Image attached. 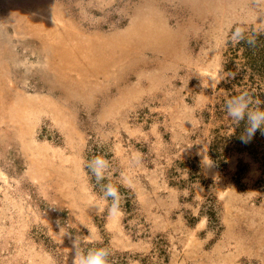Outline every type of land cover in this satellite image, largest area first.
Masks as SVG:
<instances>
[{"label": "rangeland", "instance_id": "rangeland-1", "mask_svg": "<svg viewBox=\"0 0 264 264\" xmlns=\"http://www.w3.org/2000/svg\"><path fill=\"white\" fill-rule=\"evenodd\" d=\"M249 49L264 65V0H0V264H71L74 240L109 264H264V135L232 141L225 109L264 101ZM97 155L118 226L88 203Z\"/></svg>", "mask_w": 264, "mask_h": 264}, {"label": "clouds", "instance_id": "clouds-1", "mask_svg": "<svg viewBox=\"0 0 264 264\" xmlns=\"http://www.w3.org/2000/svg\"><path fill=\"white\" fill-rule=\"evenodd\" d=\"M261 105H264V101H254L247 91L241 92L226 102L227 115L231 118L235 127H239L241 122L244 123L243 132L240 135L242 143H249L258 130L264 135V109H262ZM134 159L139 162V153L135 155ZM204 165L210 169L214 166V163L208 158L204 161ZM86 167L95 177L96 183L101 184L109 173L110 164L103 155H97L87 162ZM121 183L131 186V178L127 174L122 173ZM101 191L102 196L99 201L95 197L90 196L88 203L101 212L106 208L109 223L113 226H118L120 219L124 215L119 189L109 182L106 185L101 184ZM109 201H111L110 204L108 203ZM207 223V217H202L197 224V229L203 230L207 227ZM100 239L101 237L95 230L89 237V241L92 243ZM73 248L71 264H109L110 251L106 247L89 248L85 252L78 248L74 240ZM47 264H55L51 256L47 258Z\"/></svg>", "mask_w": 264, "mask_h": 264}, {"label": "trees", "instance_id": "trees-1", "mask_svg": "<svg viewBox=\"0 0 264 264\" xmlns=\"http://www.w3.org/2000/svg\"><path fill=\"white\" fill-rule=\"evenodd\" d=\"M258 33V35H256ZM260 35H263V34H260L259 32H255V36L259 37ZM252 42V39L249 40V42H246V45H253V46H257V43L256 42H253V43H250ZM259 43V42H258ZM260 47V46H259ZM258 47L257 51L260 50V48ZM259 52V51H258ZM256 54V52H254L253 50L249 49L247 52H245L246 54V60H248V64L249 66H252V65H256L257 67H261V65L263 66L264 68V65L263 63H256L257 61V57L259 56V54ZM253 67V66H252ZM262 109H264V105H262ZM233 123V122H232ZM235 126V125H234ZM243 128H244V123L241 122V125L239 127H236L235 130H233L232 132H230L229 134V138L232 139V141H241L240 140V135L241 133L243 132ZM256 136L253 137V139L255 138ZM250 143V142H249ZM247 143V144H249ZM246 145V144H244ZM215 148V147H214Z\"/></svg>", "mask_w": 264, "mask_h": 264}]
</instances>
